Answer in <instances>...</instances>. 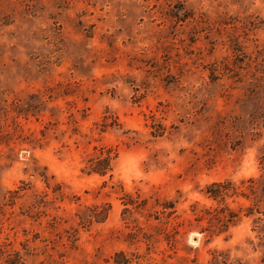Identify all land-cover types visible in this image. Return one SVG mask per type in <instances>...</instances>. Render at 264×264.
<instances>
[{"label":"rangeland","instance_id":"obj_1","mask_svg":"<svg viewBox=\"0 0 264 264\" xmlns=\"http://www.w3.org/2000/svg\"><path fill=\"white\" fill-rule=\"evenodd\" d=\"M0 264H264V0H0Z\"/></svg>","mask_w":264,"mask_h":264},{"label":"trees","instance_id":"obj_2","mask_svg":"<svg viewBox=\"0 0 264 264\" xmlns=\"http://www.w3.org/2000/svg\"><path fill=\"white\" fill-rule=\"evenodd\" d=\"M108 160H109V155L103 157V159H101V161H98L96 164L89 165L87 172H96L99 174H104L109 169Z\"/></svg>","mask_w":264,"mask_h":264}]
</instances>
